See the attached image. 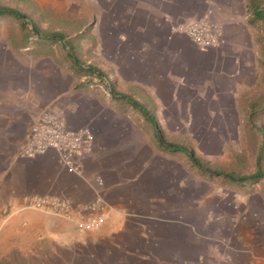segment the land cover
Masks as SVG:
<instances>
[{"label":"crops","instance_id":"0c3cea01","mask_svg":"<svg viewBox=\"0 0 264 264\" xmlns=\"http://www.w3.org/2000/svg\"><path fill=\"white\" fill-rule=\"evenodd\" d=\"M71 1L73 6L76 1L81 2L87 18L67 37L50 35L37 25L23 24L12 16H1L2 20L18 23L2 25L4 38L0 41L6 54L1 58L4 62H0V208H5L4 214L6 207L12 209L3 223L15 224L17 229L6 234L3 231L0 237L6 240L11 235L28 243L45 240L54 246L49 250L56 254L63 251L62 245L81 237L75 231L82 218L77 209L94 199L92 181L100 174L105 182L109 216L88 235V264L95 258L97 264H132L129 256H133L134 249L129 248L130 240L138 233H133L135 228L143 227L148 220V198L137 189L130 165L117 167L108 162L112 155L101 153H120L115 140L105 135V145H100V137L94 135L93 154L84 162L82 175L77 176L60 167L52 151L34 159L18 157L29 126L63 91L59 79L62 87L66 86L65 78L77 80L78 86L72 91L87 87L85 80L91 75L88 70L94 68L91 63H97L102 75L99 82L111 94L113 107L119 113L146 111L152 118L144 120L149 128L157 122L152 112L197 111L198 105L207 102L202 96H236L239 88L248 86L254 69L259 39L253 26L258 27L261 22L253 19L247 0ZM90 15L97 18L93 25ZM204 18L223 26L224 44L220 48L203 50L174 32L182 23ZM24 21H28L26 17ZM78 48L82 53L80 60L74 55ZM69 80L67 84H71ZM84 90L87 100L100 103L101 92L97 95V91ZM100 104L97 105L101 107ZM110 145L112 149L108 148ZM45 196L65 198L71 212L64 216L28 206L31 198ZM140 236L144 239L143 233ZM2 246L1 255L15 249L22 252L18 245ZM150 251H144L149 259L142 258L145 263L141 264L152 261L153 250ZM258 260L247 264H264Z\"/></svg>","mask_w":264,"mask_h":264},{"label":"rangeland","instance_id":"374dc122","mask_svg":"<svg viewBox=\"0 0 264 264\" xmlns=\"http://www.w3.org/2000/svg\"><path fill=\"white\" fill-rule=\"evenodd\" d=\"M254 1L264 9V0ZM80 6V1L73 6L71 0H0V7L26 17L25 24L33 23L45 33L63 37L71 36L76 26L85 23L87 17ZM89 20L91 25L97 22L94 15ZM17 23L0 17V41L4 38L2 25ZM253 29L259 39L258 57L248 86L239 88L236 96H202L207 102L198 105L197 111L151 113L165 143L186 147L204 168L222 176L204 174L184 153L161 149L154 129L146 127L142 112L119 113L107 87L96 76L89 75L85 80L87 87L77 91H72L78 86L77 80L59 76L66 79V86L62 87L59 79L63 91L52 103H57L67 125L72 129L89 127L95 137H100V145H105L103 137L110 135L120 153H101L112 155L108 162L117 167L130 165L137 189L148 198L144 199L149 206L148 220L132 231L138 232L130 240L129 248L134 252L129 260L133 263L149 259L145 250H153L149 264H247L257 258L264 263V23ZM74 55L82 59L81 48ZM5 56L0 42V62ZM90 66L97 69V63ZM68 80L71 84H67ZM84 89L97 91V95L101 92V104L87 100ZM108 148L112 149L111 145ZM258 171L263 177H256ZM225 174L241 182L227 179ZM243 178L248 181L243 182ZM6 208L5 214V208H0V236L3 231L6 234L17 230L15 224L3 223L12 212ZM75 231L81 237L62 245L63 251L57 254L49 250L54 246L45 240L28 243L11 235L6 240L0 237V249L2 245L22 248V252L15 249L0 254V264H88L91 260L85 249L92 231L81 232L77 227ZM137 254L141 258H136ZM92 264H97V258Z\"/></svg>","mask_w":264,"mask_h":264},{"label":"built area","instance_id":"2783aa9c","mask_svg":"<svg viewBox=\"0 0 264 264\" xmlns=\"http://www.w3.org/2000/svg\"><path fill=\"white\" fill-rule=\"evenodd\" d=\"M174 32L187 37L203 50L217 49L224 44L223 26L209 18L182 23L174 28ZM52 104L29 126L17 155L23 159H34L52 151L60 167L69 174L81 176L84 162L94 151V134L87 126L77 129L68 127L57 108V103ZM92 186L94 199L77 209L82 218L76 223V227L81 232L97 230L109 216L108 205L104 199L105 184L100 175L94 176ZM27 204L64 216L71 212L69 202L63 197H33Z\"/></svg>","mask_w":264,"mask_h":264},{"label":"trees","instance_id":"16d2710c","mask_svg":"<svg viewBox=\"0 0 264 264\" xmlns=\"http://www.w3.org/2000/svg\"><path fill=\"white\" fill-rule=\"evenodd\" d=\"M247 3H248V6L252 12V15H253V19L254 20H258L260 21L261 23H264V9L260 8V6L258 5V2L254 1V0H247ZM12 16L14 17L15 19H17L18 21H20L21 23L25 24V21H24V16L17 12V11H14V10H9V9H5V8H2L0 7V17L1 16ZM76 66H78V68L80 69L81 71V68L79 67V65L75 64ZM88 72L91 74V75H94L96 76L97 78L101 77V73L99 71H97V69H94V68H90L88 70ZM142 114L144 115L145 118H148L150 120H152V118L150 117V115L142 110ZM154 129V133H155V136L158 140V143H159V147L161 149H165L169 152H181V153H184L189 161L192 163L193 166H195L196 168H198L200 171H202L204 174H214L216 176H222L220 175L219 173H216V172H212L206 168H204L200 162H198L195 158V156L193 155V153L188 150L186 147H182V146H178V145H173V144H167L165 143L162 138H161V135L158 131V128L156 127V125H154L153 127ZM258 167V166H257ZM259 174L256 175V177H263V175L260 174V172L258 171ZM225 178L227 179H230V180H233V181H237V182H241V179H236L235 177H233V175L231 174H225L223 175ZM243 182H246L248 181L247 179L243 178ZM251 179V178H250Z\"/></svg>","mask_w":264,"mask_h":264}]
</instances>
